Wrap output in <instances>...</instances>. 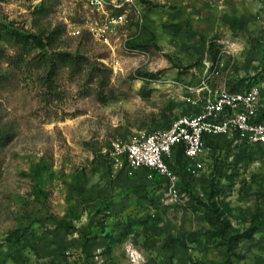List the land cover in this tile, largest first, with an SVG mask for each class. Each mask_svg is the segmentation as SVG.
<instances>
[{"label": "rangeland", "instance_id": "1", "mask_svg": "<svg viewBox=\"0 0 264 264\" xmlns=\"http://www.w3.org/2000/svg\"><path fill=\"white\" fill-rule=\"evenodd\" d=\"M226 80L264 93V0H0V264H264V144L181 160L180 200L114 150Z\"/></svg>", "mask_w": 264, "mask_h": 264}, {"label": "built area", "instance_id": "2", "mask_svg": "<svg viewBox=\"0 0 264 264\" xmlns=\"http://www.w3.org/2000/svg\"><path fill=\"white\" fill-rule=\"evenodd\" d=\"M220 139L264 144V93L258 82L226 80L200 111L182 113L166 126L142 131L126 143H116L114 150L121 166L145 170L151 179L157 176L164 194L180 200L184 191L178 156L184 162L198 158Z\"/></svg>", "mask_w": 264, "mask_h": 264}, {"label": "trees", "instance_id": "3", "mask_svg": "<svg viewBox=\"0 0 264 264\" xmlns=\"http://www.w3.org/2000/svg\"><path fill=\"white\" fill-rule=\"evenodd\" d=\"M63 61L65 62L66 65H75V66H83L84 62H87V60H85L86 58L84 56H74L73 54L69 53V52H61L60 53ZM89 63V62H88ZM101 68V67H100ZM107 82V78H102L100 81V85L104 86ZM177 161L180 163L181 162V157L180 155L178 156ZM214 204L216 205V202H214ZM220 215V214H218ZM205 217L207 218L208 221H211L212 219V215L209 212L207 215H205ZM257 230L256 226H251L241 232H236V233H232L230 231H222L221 235H228L229 236V244H230V248L234 249L240 242L251 238L255 232Z\"/></svg>", "mask_w": 264, "mask_h": 264}]
</instances>
